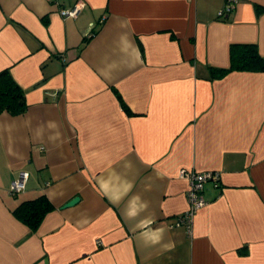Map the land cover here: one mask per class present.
Here are the masks:
<instances>
[{
  "label": "crops",
  "instance_id": "0c3cea01",
  "mask_svg": "<svg viewBox=\"0 0 264 264\" xmlns=\"http://www.w3.org/2000/svg\"><path fill=\"white\" fill-rule=\"evenodd\" d=\"M223 4L0 0V72L26 101L0 111V264H264V71L212 73L234 44L264 57V0ZM182 168L219 174L190 233ZM39 194L31 228L14 210Z\"/></svg>",
  "mask_w": 264,
  "mask_h": 264
},
{
  "label": "trees",
  "instance_id": "16d2710c",
  "mask_svg": "<svg viewBox=\"0 0 264 264\" xmlns=\"http://www.w3.org/2000/svg\"><path fill=\"white\" fill-rule=\"evenodd\" d=\"M232 70L264 71V57L252 43L234 44L230 51V65L227 68L212 69L214 75H223ZM26 109L23 90L15 83L8 70L0 72V111L21 114ZM52 208L44 194L22 200L15 213L31 228H36L45 214Z\"/></svg>",
  "mask_w": 264,
  "mask_h": 264
},
{
  "label": "built area",
  "instance_id": "2783aa9c",
  "mask_svg": "<svg viewBox=\"0 0 264 264\" xmlns=\"http://www.w3.org/2000/svg\"><path fill=\"white\" fill-rule=\"evenodd\" d=\"M240 0H224L223 6L217 11V17L222 18L230 13L237 6ZM80 4L76 3L70 8L59 9V14L62 16H75L78 14ZM178 177L187 181L186 199L187 208L178 217L176 224L183 225L188 233L191 232L194 215L196 211L206 205V200L203 196V188L206 182L212 181L218 184L219 174L216 171H196L193 169H179ZM28 178L27 171H20L18 176L11 181L9 191L11 194L23 192ZM98 243L99 240H97Z\"/></svg>",
  "mask_w": 264,
  "mask_h": 264
},
{
  "label": "water",
  "instance_id": "95a60500",
  "mask_svg": "<svg viewBox=\"0 0 264 264\" xmlns=\"http://www.w3.org/2000/svg\"><path fill=\"white\" fill-rule=\"evenodd\" d=\"M79 198L78 197H73L72 199H70L68 202H66L64 204V206H69V205H72L74 204Z\"/></svg>",
  "mask_w": 264,
  "mask_h": 264
}]
</instances>
